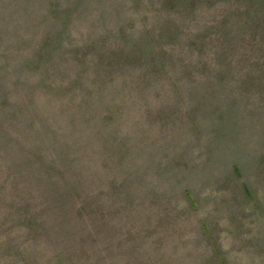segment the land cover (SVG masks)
I'll list each match as a JSON object with an SVG mask.
<instances>
[{
  "label": "rangeland",
  "instance_id": "1",
  "mask_svg": "<svg viewBox=\"0 0 264 264\" xmlns=\"http://www.w3.org/2000/svg\"><path fill=\"white\" fill-rule=\"evenodd\" d=\"M0 264H264V0H0Z\"/></svg>",
  "mask_w": 264,
  "mask_h": 264
}]
</instances>
